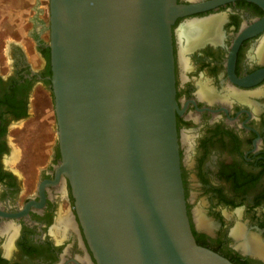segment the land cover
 Returning <instances> with one entry per match:
<instances>
[{"label":"flooded vegetation","instance_id":"flooded-vegetation-1","mask_svg":"<svg viewBox=\"0 0 264 264\" xmlns=\"http://www.w3.org/2000/svg\"><path fill=\"white\" fill-rule=\"evenodd\" d=\"M178 1L199 6L173 29L190 221L200 244L264 264V0ZM212 17L197 43V30L179 37ZM49 20L50 0H0V264H98L71 184L57 179ZM65 212L74 226L56 234Z\"/></svg>","mask_w":264,"mask_h":264},{"label":"water","instance_id":"water-1","mask_svg":"<svg viewBox=\"0 0 264 264\" xmlns=\"http://www.w3.org/2000/svg\"><path fill=\"white\" fill-rule=\"evenodd\" d=\"M178 0H50L57 179L98 264H236L200 244L182 178Z\"/></svg>","mask_w":264,"mask_h":264},{"label":"bare ground","instance_id":"bare-ground-1","mask_svg":"<svg viewBox=\"0 0 264 264\" xmlns=\"http://www.w3.org/2000/svg\"><path fill=\"white\" fill-rule=\"evenodd\" d=\"M217 21H218V19L216 17H212V18L206 19L203 23L189 22L179 32V37L181 38L183 35H187V34L191 33L193 30H197L198 32L196 34L191 33V36L193 38H192V40H189V42H191V44H193L195 42L197 43L198 42L197 39H201L204 32L208 33L216 27ZM13 156L14 157L16 156V152H13ZM59 189H61V191L64 192V186L63 185H61V187ZM71 218H72L71 213H69V212H65L64 214L62 213L60 215V217H58V223L56 225V230H54L53 232L58 234L59 233L58 230L61 228V224H63V223L66 225L74 226L73 222L71 221Z\"/></svg>","mask_w":264,"mask_h":264},{"label":"rangeland","instance_id":"rangeland-1","mask_svg":"<svg viewBox=\"0 0 264 264\" xmlns=\"http://www.w3.org/2000/svg\"><path fill=\"white\" fill-rule=\"evenodd\" d=\"M9 31H7L6 32V34L8 33ZM7 42L8 41H10V40H14V39H17L14 35H12V34H9L8 35V37H7ZM9 46V45H8ZM38 61V63H39V60H37ZM41 62L39 63V64H35V66H37V67H40L41 65ZM50 109H51V111H50V114H51V117H52V123H51V125H53L54 124V127H55V125H56V120H55V112H54V109H53V107L51 106V104H50ZM56 129V128H55ZM55 135H56V133L54 132V137H55Z\"/></svg>","mask_w":264,"mask_h":264}]
</instances>
